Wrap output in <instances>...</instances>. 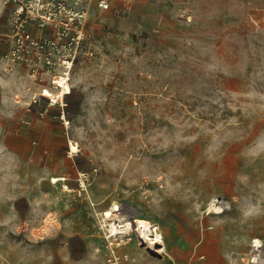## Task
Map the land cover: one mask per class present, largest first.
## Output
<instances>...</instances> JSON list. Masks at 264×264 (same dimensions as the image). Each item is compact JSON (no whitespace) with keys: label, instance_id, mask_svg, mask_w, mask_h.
I'll use <instances>...</instances> for the list:
<instances>
[{"label":"rangeland","instance_id":"374dc122","mask_svg":"<svg viewBox=\"0 0 264 264\" xmlns=\"http://www.w3.org/2000/svg\"><path fill=\"white\" fill-rule=\"evenodd\" d=\"M10 9L0 0V264H103L114 203L163 235L152 247L134 227L117 249L128 264H250L264 246V0L94 1L69 126L33 102L26 68L2 72ZM220 197L232 209L214 214Z\"/></svg>","mask_w":264,"mask_h":264},{"label":"built area","instance_id":"2783aa9c","mask_svg":"<svg viewBox=\"0 0 264 264\" xmlns=\"http://www.w3.org/2000/svg\"><path fill=\"white\" fill-rule=\"evenodd\" d=\"M4 7L10 6L7 50L2 56V72L11 74L18 67L27 69L28 74L40 84V91L32 96L33 102L47 101V109L62 111L60 119L65 126L64 111L70 93L63 91L59 83L64 79L72 90V69L75 64L73 45H79L84 38V25L90 5L95 1L97 7L110 9L111 0H1ZM49 82V83H48ZM48 92V93H47ZM70 92V91H69ZM74 143L70 142V156ZM72 152V153H71ZM81 187L85 188L89 175L82 173ZM211 205L222 212L232 209V202L223 197L212 200ZM124 238L107 241V252L103 264H128L129 256L120 254L117 249L125 242ZM253 240L250 264L264 263V246Z\"/></svg>","mask_w":264,"mask_h":264},{"label":"bare ground","instance_id":"6f19581e","mask_svg":"<svg viewBox=\"0 0 264 264\" xmlns=\"http://www.w3.org/2000/svg\"><path fill=\"white\" fill-rule=\"evenodd\" d=\"M59 83L63 86V91H65L66 93H70V95H72L73 91L71 90L70 86L66 84L64 79H60ZM70 91V92H69ZM48 93V92H47ZM65 94V93H64ZM64 94H62L61 96L63 98H67L66 96H64ZM69 97V96H68ZM46 101V100H45ZM75 149V150H73ZM76 148L73 145L72 147V152H75ZM71 152V153H72ZM58 181H63L61 178L58 179H52L53 183H56ZM65 189L69 190V188L67 186H65ZM212 207V206H211ZM130 211V215L132 213H134V209H132L131 207L127 208ZM212 208H209V210H211ZM117 205L114 203L112 204V206L106 211L104 212L103 216H104V221H108V231L110 234V237H120L123 238L127 235H131L132 232H134V227L137 228L135 231L138 232V234H140L139 239L141 238L142 240L144 239L145 244L150 245L152 247H160L162 246L163 243V235L158 231V226L157 225H153L148 221L145 220H140L137 219L135 221V226H134V222H124V220H121L120 216L116 215L115 212H117ZM214 210V209H213ZM127 212V210H126ZM213 212V211H212ZM214 214H220L222 213L221 210L215 208V212H213ZM129 214V213H128ZM129 220V219H128ZM131 220V219H130ZM128 236V237H129ZM131 236L129 237V239L127 240H132ZM126 240V241H127ZM123 241V240H122ZM124 242V241H123ZM131 242V241H130ZM132 243V242H131ZM129 242H126L125 245H129L131 244ZM257 243H259V241L257 240ZM165 248V247H164ZM163 248V249H164ZM152 249V248H151ZM156 249V248H155ZM158 249V248H157ZM163 249H159L157 251H162ZM156 251V252H157ZM153 252L155 253V250H153Z\"/></svg>","mask_w":264,"mask_h":264},{"label":"crops","instance_id":"0c3cea01","mask_svg":"<svg viewBox=\"0 0 264 264\" xmlns=\"http://www.w3.org/2000/svg\"><path fill=\"white\" fill-rule=\"evenodd\" d=\"M124 1H126V0H124ZM128 1V0H127Z\"/></svg>","mask_w":264,"mask_h":264},{"label":"snow or ice","instance_id":"6c2138e0","mask_svg":"<svg viewBox=\"0 0 264 264\" xmlns=\"http://www.w3.org/2000/svg\"><path fill=\"white\" fill-rule=\"evenodd\" d=\"M73 150H75V149H73Z\"/></svg>","mask_w":264,"mask_h":264}]
</instances>
